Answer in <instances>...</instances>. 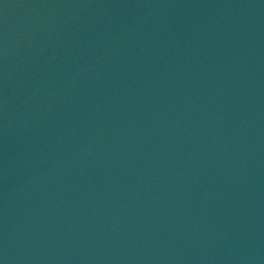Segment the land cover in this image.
<instances>
[{
    "label": "water",
    "instance_id": "1",
    "mask_svg": "<svg viewBox=\"0 0 264 264\" xmlns=\"http://www.w3.org/2000/svg\"><path fill=\"white\" fill-rule=\"evenodd\" d=\"M0 264H264V0H0Z\"/></svg>",
    "mask_w": 264,
    "mask_h": 264
}]
</instances>
